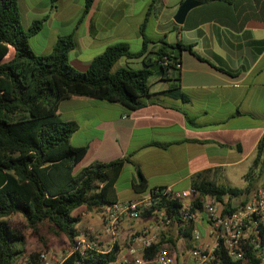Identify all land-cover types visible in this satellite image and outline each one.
Segmentation results:
<instances>
[{
    "label": "crops",
    "instance_id": "0c3cea01",
    "mask_svg": "<svg viewBox=\"0 0 264 264\" xmlns=\"http://www.w3.org/2000/svg\"><path fill=\"white\" fill-rule=\"evenodd\" d=\"M167 1L93 0L79 21L84 0H18L25 30L34 20L44 19L40 30L28 39L31 49L47 55L59 36L72 34L74 47L69 61L78 71H85L111 44L125 42L132 51L139 50L143 42L140 28L147 11L144 34L150 16L159 18L168 7L172 13L153 26L151 36L145 34L153 42L149 49L156 50L160 39L192 46L180 54L179 84L173 70L166 76L153 74L151 95L138 109L129 111L117 103L84 97H70L59 104V117L78 126L70 143L87 146L79 161L82 167L129 156L131 162L124 164L114 185L117 200H133L144 194L132 189L138 181L136 167L149 189L170 186L187 190L191 177L204 170L217 184L219 177H231L235 168L253 158L264 133L260 119L264 107V0H199L201 3L187 12L182 24L174 21V15L184 0H172L170 6ZM12 56L9 46L3 61ZM125 63L143 66L141 58H126ZM178 85L184 98L160 94ZM154 142L168 145L163 148ZM124 174L126 183L119 184ZM91 218L86 213L81 222ZM150 222L148 217L120 222L119 251L110 264H121L119 258L126 253L128 237ZM92 224L98 233L101 220ZM164 233L165 238H177L176 247L171 249L172 264H192V240L181 237L174 226H168ZM100 236L106 241L104 234ZM185 248L189 250L186 254Z\"/></svg>",
    "mask_w": 264,
    "mask_h": 264
},
{
    "label": "trees",
    "instance_id": "16d2710c",
    "mask_svg": "<svg viewBox=\"0 0 264 264\" xmlns=\"http://www.w3.org/2000/svg\"><path fill=\"white\" fill-rule=\"evenodd\" d=\"M92 2L84 0L79 21ZM148 14L147 11L140 28L143 42L139 50L132 51L125 42L111 44L91 60L85 71H78L69 61V52L74 47L72 34L59 36L49 54H37L28 39L40 30L44 19L34 20L25 30L18 0H0V264H14L25 255V236L11 226L7 221L9 216L21 215L36 235L44 231L46 235L65 236L73 242L79 236L80 218L74 214L76 209L85 206L98 211L117 200L114 185L124 164L131 162L129 156L109 162L95 161L76 169L87 146L70 143V136L78 126L74 121L61 119L58 107L64 99L84 97L117 103L132 111L143 106L144 98L151 95L149 78L153 74L166 76L173 70L174 80L179 84L180 54L192 46L181 42L168 44L160 39L156 50L149 49V43L153 42L144 34ZM9 46L13 48V56L3 61ZM123 57L141 58L143 66L115 67ZM163 58L167 59L166 64H162ZM160 94L184 98L179 85ZM186 119L194 124L192 117L186 115ZM153 144L163 148L168 145ZM256 152L255 161L262 156L264 162V133L257 142ZM136 170L138 181L132 184L133 191L143 194L153 189L148 188L140 169L136 167ZM207 171L191 177V188L199 197H214L222 204L223 212L244 203L246 197L238 205L230 199L249 193L253 187L251 172L245 175L250 181L241 188L216 184L207 178ZM199 199L192 202L191 212L200 207ZM181 206L178 198L162 199L141 215L146 218L164 208L171 218L169 226L177 228L179 235L189 241L193 223L182 222ZM164 236L163 231L159 241L145 252L146 257L163 245L170 250L176 247L177 238ZM101 244L97 250H87L83 255L74 251L62 264L115 261L119 251L117 243L107 252L102 251ZM216 255V264H247L243 258L232 259L221 247ZM35 256L36 253L30 254ZM246 256L250 264H257L251 255Z\"/></svg>",
    "mask_w": 264,
    "mask_h": 264
},
{
    "label": "built area",
    "instance_id": "2783aa9c",
    "mask_svg": "<svg viewBox=\"0 0 264 264\" xmlns=\"http://www.w3.org/2000/svg\"><path fill=\"white\" fill-rule=\"evenodd\" d=\"M161 62L166 64L167 59L163 58ZM173 198L182 202V222L193 223L192 247L189 252L192 264H216V250L219 247L234 260L243 258L250 264L246 256L248 253L257 264H264V186L252 190L242 205L227 212H223L222 204L214 197H199L193 188L176 190L170 186L155 187L133 200H116L98 210L100 231L94 236L93 228L88 226L89 232L77 240L70 254L77 251L83 255L87 250L100 248V234L107 237L102 244V251L111 250L117 243L119 225L123 219H140L144 210L155 206L162 199ZM197 198H200V207L191 212L192 202ZM148 218L151 222L134 232L128 241L126 253L119 258L121 264H172L173 257L166 245L150 256H145V252L159 241L160 234L171 224V218L164 208L155 210ZM197 222L204 224L205 238ZM70 254L61 256L52 250H41L36 253L35 258L30 257V254L24 255L14 264H62Z\"/></svg>",
    "mask_w": 264,
    "mask_h": 264
},
{
    "label": "rangeland",
    "instance_id": "374dc122",
    "mask_svg": "<svg viewBox=\"0 0 264 264\" xmlns=\"http://www.w3.org/2000/svg\"><path fill=\"white\" fill-rule=\"evenodd\" d=\"M172 4V0H168L166 5ZM159 8V6H158ZM172 13H171V8H163L162 11V16L157 18L156 14L154 16H150V19L147 23L146 26V32L145 34L147 36H151V31L153 26L158 23V22H162L165 18H169L171 17ZM134 47H138L137 45L134 44V42H132ZM72 59V57H71ZM126 58H122L120 59L117 64L116 67L118 66H127L126 65ZM132 68H138L141 67V65H138L137 63H130L129 64ZM150 82L153 81V78L149 79ZM263 107V106H262ZM262 116H261V121H264V107L262 110ZM257 157V152L255 149V152L253 153V158H249L247 160H245L244 162H242L237 168H235L234 171H232L231 173H235L234 175H232L231 177H227V178H220L217 181V184L219 185H230V186H236V187H245L248 183V181L245 178V175L248 172H251V178H253V187L252 189L249 191V193L254 190L257 187H263L264 186V162L263 161V157H259L257 159V161H255ZM253 164V167H252ZM82 167V163H79L76 166V169H80ZM244 175V176H242ZM249 178V179H251ZM122 183H126L125 180V174L122 175L119 179V184ZM248 194H243V195H239L236 197H233L232 199H230V201L233 204H239L240 202H242L244 200L245 197H247ZM228 198H226L227 200ZM86 213H90L92 215L93 218L91 219H84V221L81 222L82 217H85ZM75 215H78L80 218V222L77 225V231L79 233V236L77 238L74 239V241H70L67 237L65 236H61V237H55L52 235H46L44 233V231H41L38 235L34 234L32 232L31 229H29L26 225V222L24 221L23 217L19 214H15V215H11L7 218V221L11 224L12 227L19 229L25 236V255H29L31 253H37L41 250H52L53 252L61 255V256H67L68 254H70V252L75 248L76 246V242L79 238L83 237L84 235H86L87 232H89V230L87 229L88 226L92 227L94 230L93 235L95 236L97 231L99 229H97V226L93 225L92 223L96 222V221H100V214L97 210H88L85 207H80L78 209H76L74 211ZM91 221V222H89ZM86 223H88L86 225ZM205 226L201 225L200 226V231L202 233V236L205 238L206 237V233H205ZM139 231V230H137ZM135 231V232H137ZM134 234V232L128 237V240L131 239V236ZM40 235L42 236V239L40 238ZM44 240V242L42 241ZM126 239V243L128 241ZM105 241H103V239H100V243H104ZM101 244V245H102ZM184 246L186 245L185 243H183ZM182 247V246H181ZM102 249H104V247H102ZM185 250V254L187 253V251H189L187 248L183 249ZM171 251V255L174 256V250H170ZM184 259V258H183ZM185 260V259H184Z\"/></svg>",
    "mask_w": 264,
    "mask_h": 264
},
{
    "label": "water",
    "instance_id": "95a60500",
    "mask_svg": "<svg viewBox=\"0 0 264 264\" xmlns=\"http://www.w3.org/2000/svg\"><path fill=\"white\" fill-rule=\"evenodd\" d=\"M201 1L199 0H184L181 5L179 6L176 14L174 15V21L177 24H182L187 12L194 7L195 5L200 4Z\"/></svg>",
    "mask_w": 264,
    "mask_h": 264
}]
</instances>
